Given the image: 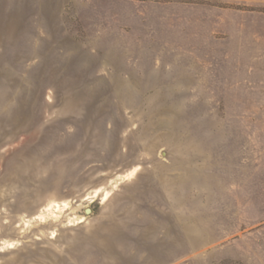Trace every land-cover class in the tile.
<instances>
[{
  "label": "rangeland",
  "instance_id": "1",
  "mask_svg": "<svg viewBox=\"0 0 264 264\" xmlns=\"http://www.w3.org/2000/svg\"><path fill=\"white\" fill-rule=\"evenodd\" d=\"M0 264H264V0H0Z\"/></svg>",
  "mask_w": 264,
  "mask_h": 264
},
{
  "label": "bare ground",
  "instance_id": "2",
  "mask_svg": "<svg viewBox=\"0 0 264 264\" xmlns=\"http://www.w3.org/2000/svg\"><path fill=\"white\" fill-rule=\"evenodd\" d=\"M58 207V206H57Z\"/></svg>",
  "mask_w": 264,
  "mask_h": 264
}]
</instances>
